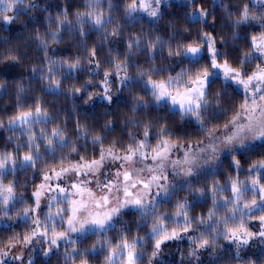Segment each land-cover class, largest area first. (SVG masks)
<instances>
[{"label": "clouds", "instance_id": "obj_1", "mask_svg": "<svg viewBox=\"0 0 264 264\" xmlns=\"http://www.w3.org/2000/svg\"><path fill=\"white\" fill-rule=\"evenodd\" d=\"M0 264H264V0H0Z\"/></svg>", "mask_w": 264, "mask_h": 264}]
</instances>
